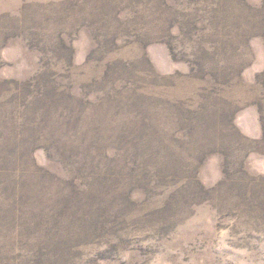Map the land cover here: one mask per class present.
I'll return each mask as SVG.
<instances>
[{
	"label": "rangeland",
	"instance_id": "1",
	"mask_svg": "<svg viewBox=\"0 0 264 264\" xmlns=\"http://www.w3.org/2000/svg\"><path fill=\"white\" fill-rule=\"evenodd\" d=\"M0 149V264H264V0H0Z\"/></svg>",
	"mask_w": 264,
	"mask_h": 264
},
{
	"label": "trees",
	"instance_id": "2",
	"mask_svg": "<svg viewBox=\"0 0 264 264\" xmlns=\"http://www.w3.org/2000/svg\"><path fill=\"white\" fill-rule=\"evenodd\" d=\"M12 84L16 85V83L12 82ZM28 107V106H27ZM83 111V109L78 107V114H79V123H80V116H81V112ZM152 134V132L147 133V135ZM33 142H36L37 145L35 148H44L46 150L49 149L51 151H53L56 156L60 154L59 150L63 147H56L53 144H51L52 140H49V138H47V136H45L42 133H38L36 134L32 139ZM135 142H141L142 139H134ZM43 143H46L49 146H44ZM33 147H30V149H32ZM1 150V149H0ZM48 151V150H47ZM2 153H6L7 157H2L0 158L1 161V165H0V206L4 203L7 202V200H9L11 198V191H8L10 185L12 183H16L18 182V180L22 179L21 176L26 173V165H27V161L24 155V152H17L16 149L14 151H1ZM15 155V156H13ZM32 169V158L29 162V170L31 171ZM45 169V168H43ZM42 170V168H41ZM47 176H52L47 174ZM54 178V176H52ZM45 178H43L44 180ZM52 180V179H51ZM48 181V179L46 178V180L44 182ZM43 182V183H44ZM77 193L73 192V196L71 199H74V197L76 196ZM5 212V211H2ZM32 222H34V216H32ZM48 224V218L44 221V224ZM34 229H35V224H34ZM3 237V236H2ZM2 237L0 236V252L2 251L1 246H3L1 244V240Z\"/></svg>",
	"mask_w": 264,
	"mask_h": 264
}]
</instances>
